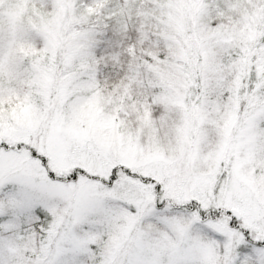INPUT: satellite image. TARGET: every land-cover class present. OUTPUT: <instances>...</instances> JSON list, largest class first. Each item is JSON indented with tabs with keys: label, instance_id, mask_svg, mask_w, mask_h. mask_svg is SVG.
Returning <instances> with one entry per match:
<instances>
[{
	"label": "snow or ice",
	"instance_id": "snow-or-ice-1",
	"mask_svg": "<svg viewBox=\"0 0 264 264\" xmlns=\"http://www.w3.org/2000/svg\"><path fill=\"white\" fill-rule=\"evenodd\" d=\"M0 264H264V0H0Z\"/></svg>",
	"mask_w": 264,
	"mask_h": 264
}]
</instances>
